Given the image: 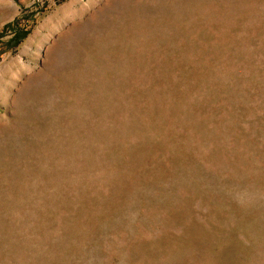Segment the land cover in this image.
<instances>
[{
  "label": "rangeland",
  "instance_id": "1",
  "mask_svg": "<svg viewBox=\"0 0 264 264\" xmlns=\"http://www.w3.org/2000/svg\"><path fill=\"white\" fill-rule=\"evenodd\" d=\"M0 264H264V0H0Z\"/></svg>",
  "mask_w": 264,
  "mask_h": 264
}]
</instances>
